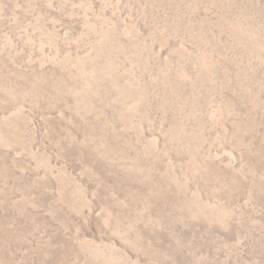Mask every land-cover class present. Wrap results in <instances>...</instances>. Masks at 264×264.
I'll list each match as a JSON object with an SVG mask.
<instances>
[{"label":"rangeland","instance_id":"obj_1","mask_svg":"<svg viewBox=\"0 0 264 264\" xmlns=\"http://www.w3.org/2000/svg\"><path fill=\"white\" fill-rule=\"evenodd\" d=\"M0 264H264V0H0Z\"/></svg>","mask_w":264,"mask_h":264}]
</instances>
